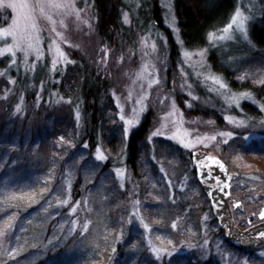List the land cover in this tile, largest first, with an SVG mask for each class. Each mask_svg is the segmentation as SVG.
Returning <instances> with one entry per match:
<instances>
[{"label":"rangeland","instance_id":"obj_1","mask_svg":"<svg viewBox=\"0 0 264 264\" xmlns=\"http://www.w3.org/2000/svg\"><path fill=\"white\" fill-rule=\"evenodd\" d=\"M159 1L164 24L177 46L174 49L165 33L154 27L137 34L132 44L120 37L113 43L102 40L93 0H3L28 8L23 10L25 19L20 10L0 6V29L15 34H0V112H6L11 133L9 142L2 145L10 150L0 145V208L7 205L9 211L0 224V261L19 254L14 249L22 238L17 239L16 233L7 237V232L10 235L11 228L20 226L14 220L17 210L21 213L27 208L19 205L22 197L28 198V205L46 197L52 211L45 220L59 219H52L58 228L52 227L55 241L49 244L61 254L51 260L67 259V264H264V246L248 252L228 244L188 160L197 149L221 158L239 176L231 187L235 200L243 203L242 208H233L236 224L245 229L261 221L264 155L245 153L236 146L264 138V105L240 86L245 81L264 82V55L251 54L255 48L249 38L250 23L264 8V0H238L228 23L209 36L210 49L226 52L225 62L231 65L237 89L212 67L208 47H184L174 0ZM123 21L132 25L128 11L123 12ZM9 46L12 51L6 50ZM231 47L236 49L231 52ZM81 59L97 72L110 73L113 84L109 94L115 115L107 111L105 116L116 121L103 132L98 130L93 146L89 138L81 141L86 117L83 101L65 98L56 90L47 93L46 81L40 80L35 90L33 81L23 82L27 77L33 80L41 68L46 76H62ZM245 102L256 103L261 114L248 115L242 108ZM41 104L51 108L50 114H72L71 138L42 146L47 133L37 129L45 125ZM142 124L146 134L134 172L127 143ZM104 132L107 138L102 137ZM111 133L116 134V142L109 141ZM14 166L25 168V174H18L23 181L3 175ZM78 179L83 192L75 197ZM253 182H259L262 189L250 199L243 198ZM110 229L119 232L115 241ZM119 253L125 255L119 258ZM187 254V260L180 258Z\"/></svg>","mask_w":264,"mask_h":264},{"label":"trees","instance_id":"obj_2","mask_svg":"<svg viewBox=\"0 0 264 264\" xmlns=\"http://www.w3.org/2000/svg\"><path fill=\"white\" fill-rule=\"evenodd\" d=\"M237 1L238 0H174L177 26L180 30V35L184 47L191 50L205 47L209 48V36L211 35V33L220 30L228 23L234 10L236 9ZM93 2L97 21L98 35L102 40L107 41L108 43H113L117 40L118 37H120L123 41H127V43L132 44L137 34H140L150 27H154L155 29H159L165 33L171 49L177 47L172 36V32L164 24L163 9L159 0H93ZM124 11H128L130 13V17L132 19L131 26H127L123 21ZM249 38L251 44L255 48V50H251V54H253L254 57H262L264 55V8L261 9L259 15L256 16L250 23ZM235 49L231 47V52ZM171 52L174 53L177 52V50L175 49ZM222 52V48L210 49L209 61L216 71L222 73L226 81L229 83L230 87L237 89L238 87L236 86L235 80L232 77L233 75L231 74V65L225 62L227 60L225 58L226 52ZM233 53L235 54V52ZM43 70L44 69L42 68L41 70H38L34 74L33 80H29L27 77V79L23 81L24 84L27 85L29 81H33V89L35 90L36 85L40 82V80H42V82L46 81L45 90L47 93L56 90L54 93H59L65 98H71L75 102L83 101V109L85 110L84 114L86 117L84 120V126L82 127L83 134L85 135H82L81 141H83V139L89 138L90 144H92L93 146V144H95L94 138L98 135V130L100 132H103L105 129L109 128V124L111 125L116 121L115 117H112L111 123L110 120L108 121L105 116V112L107 111L111 112L112 115H115V104L112 96L109 94V88L111 87V85H113L110 81V73L105 74L103 71L97 72L96 69H92L90 67L89 62H87L85 59H81V62L77 63L71 69L65 71L62 76L54 75V78H52L46 76ZM240 86H242L241 88L243 90L251 93L257 102L264 105V82L254 85L252 83H248V81H245ZM28 90L29 92H31L30 86H28ZM31 93L34 94L33 91ZM49 95L52 96V94ZM43 105L41 104V111L44 120H42L41 123L45 125L37 126V129H39V131L47 133L46 138L42 142V146H50L51 142H55V140L58 141V138H71L73 136V131L75 128L74 119L71 116L72 114H68L67 112L61 114V116L60 114H50L49 109L51 108ZM242 108L248 115H251L253 117H258L261 114L260 109L258 108V105L256 103L245 102L244 104H242ZM29 112V114H31V111ZM4 113L1 114L0 112L1 146L6 145L11 137V133H9L10 129H7L9 121ZM48 122H51V124H47ZM145 129L146 125L142 124L139 129H136L131 133L127 143V152L129 154L128 161L130 163V168L134 172L136 171L135 169H137V165L135 162L138 157L137 154L140 142L146 134ZM111 134L108 137L109 141H113V139H115L113 137L116 136L115 133ZM105 136H107V134L104 132L102 137L107 138ZM113 142L116 141L114 140ZM8 147H5V149L10 150V148ZM236 147H238L245 153L253 152L257 155H264V138H262L261 140H253L249 144L245 145V147L244 145H237ZM11 152L12 154H14V151ZM188 160H191L192 163L191 155L190 157H188ZM24 170L25 168L22 169V167L14 166V168L10 169L8 173L5 172L4 174L3 172V175L6 177L7 175L9 177L14 176V178H18L19 180L20 175L18 176V174H25ZM192 174L196 178V181H198L194 167L192 168ZM20 180L23 181L22 179ZM253 183L254 184L250 187V191L246 192V195H243V198L246 197L247 199H250L258 190L262 189V185L260 186L259 182ZM198 184H200L199 181ZM82 186V181L78 179L76 182V187L78 188V190L75 191V197H77L79 193L81 194L83 192ZM203 195L207 196L206 193H204ZM22 198L23 200H20L19 205H22L21 209L27 207V211L21 210L20 213L19 210H17V213L15 214L16 219L14 221H16L20 226L17 228H11L10 230H12L13 232L10 231L12 232L10 233V235L7 232V237H11L16 233L19 234V236H17V239L22 238V244L20 242L14 249L15 253L19 254L15 257L7 256L8 260L4 258V260L0 261V264H67V259L62 261L59 259L51 260V257H58L61 254L56 253L52 245L49 244L55 241L53 240V237L56 234V230L58 228L56 227L55 223H52V219H55L54 217L45 220V218L49 217L52 211V204H50L45 197L43 199L44 201L38 202V204L34 203L28 205L26 204V200L28 198ZM7 208V205H4L0 208V224L7 218V214L9 213ZM68 208L69 205L66 207V209H62V211L67 210ZM12 217L15 218L14 216H11L9 217V219ZM216 219L218 218L216 217ZM55 220L59 219L57 218ZM9 227L7 225L6 229H8ZM52 227H55L56 230H53ZM110 231L111 229L109 230V233ZM112 234L113 237L111 238V240L115 241L113 240V238L116 239L119 232L116 230L113 231ZM108 235H106L107 239H109ZM11 239L13 240V238ZM226 241L228 242V244L240 250H248V252L249 250H253V248H239L231 244L227 239ZM20 247H23V249ZM90 247L88 249H90ZM113 248L114 246L112 247V250ZM116 250L120 252L119 246ZM124 255V253H119L118 257L122 258V256ZM189 257V254H187L182 255L180 258H184L187 260ZM187 264L192 263L187 262Z\"/></svg>","mask_w":264,"mask_h":264},{"label":"water","instance_id":"obj_3","mask_svg":"<svg viewBox=\"0 0 264 264\" xmlns=\"http://www.w3.org/2000/svg\"><path fill=\"white\" fill-rule=\"evenodd\" d=\"M192 164L196 176L206 193L214 215L225 230L226 239L239 248L249 249L264 246V207L260 209V222L241 229L236 224L233 208H242L243 203L235 200L232 195V182L238 174L232 172L229 166L219 157L210 154L205 149L193 150Z\"/></svg>","mask_w":264,"mask_h":264},{"label":"snow or ice","instance_id":"obj_4","mask_svg":"<svg viewBox=\"0 0 264 264\" xmlns=\"http://www.w3.org/2000/svg\"><path fill=\"white\" fill-rule=\"evenodd\" d=\"M0 6H5V7H8V8H12L13 10H20V15L22 18H25L27 19V17L25 16V13H24V9L28 8V5L27 4H17V3H7V4H4L3 3V0H0ZM53 6H59V5H53ZM41 11H43V8H41ZM125 19H127V17H125ZM17 24V20L14 19L13 20V26H16ZM33 28L35 27V25H31ZM0 34H3L5 36L7 35H15L13 31H10V30H7V29H0ZM7 51H12V46H9L7 49ZM57 51H59V48H57ZM61 55H63V53H61ZM55 66V65H54ZM63 139V138H61ZM100 159H104L103 156L100 157ZM262 215H264V213H262ZM175 226V225H173ZM262 236H264V233H261ZM154 252H156L157 250L156 249H153ZM158 255V253H157Z\"/></svg>","mask_w":264,"mask_h":264},{"label":"bare ground","instance_id":"obj_5","mask_svg":"<svg viewBox=\"0 0 264 264\" xmlns=\"http://www.w3.org/2000/svg\"><path fill=\"white\" fill-rule=\"evenodd\" d=\"M194 167V166H193ZM214 213V212H213Z\"/></svg>","mask_w":264,"mask_h":264}]
</instances>
